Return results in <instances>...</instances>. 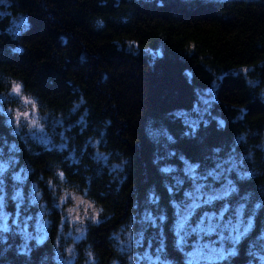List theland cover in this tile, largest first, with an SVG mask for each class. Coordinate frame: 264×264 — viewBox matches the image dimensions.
I'll list each match as a JSON object with an SVG mask.
<instances>
[{"label":"trees","instance_id":"trees-1","mask_svg":"<svg viewBox=\"0 0 264 264\" xmlns=\"http://www.w3.org/2000/svg\"><path fill=\"white\" fill-rule=\"evenodd\" d=\"M14 83L55 117L47 128L57 144L46 145L24 138L0 110V138L15 146L4 154L12 170H25L20 205L35 206V186L51 223L32 244L0 228V264H63L57 250L71 239L60 227L59 196L68 191L100 208L75 242L74 264H145V253L150 264H189L165 187L173 181L160 171L182 169L181 156L201 171L240 155L250 172L234 173L231 202L246 196L249 211L260 204L251 237L264 234V0H0V92ZM215 84L210 107L196 114L201 92ZM152 191L158 204L148 205ZM146 209L164 219L148 225ZM216 264H264V249L242 240Z\"/></svg>","mask_w":264,"mask_h":264},{"label":"snow or ice","instance_id":"snow-or-ice-1","mask_svg":"<svg viewBox=\"0 0 264 264\" xmlns=\"http://www.w3.org/2000/svg\"><path fill=\"white\" fill-rule=\"evenodd\" d=\"M251 83V82H250ZM21 91L20 86L16 85L13 88V92L19 94ZM207 107L208 101L203 102ZM30 115L28 112H21L14 120L10 119V123H20L21 117L27 118ZM185 123L190 127L197 125L196 120H185ZM222 123V122H221ZM31 127L37 128L40 131L43 129L40 127L36 120L30 122ZM18 134V133H17ZM171 140V137H168ZM6 151H15V146H11L10 149L5 148V142L0 138V160L4 159V153ZM175 153H168V157H174ZM180 159L184 162L182 169H177L171 165L165 166L160 169L163 174L170 176L173 181L171 184H166V190L170 194V198L176 210V225L175 231L177 236V247L183 249L188 243V238L191 236L194 239L202 240L204 238L218 237V241H212V243H220L219 249L211 247L209 244L196 243L194 247L196 251L190 254L189 264H195L200 259H206L202 256V251L210 249L212 253L216 254V257L220 260H227L230 256L235 254V248L225 251L223 244L225 241H230L233 246L239 245L242 240L251 238L254 246L264 249V234L257 233L256 237H251V233L255 231L254 214L255 211L261 209L260 204H256L252 211L247 210L246 204L248 203V197L241 196L233 205L231 202L238 194V189L231 179L228 178V173L235 170L236 164L231 158L227 161L217 160L214 168L205 169L203 172L199 171V164L189 163L183 156ZM10 164H14V159H9ZM119 167V166H117ZM8 168V164H0V221L6 217L3 215V193H4V179L5 172ZM182 173V175L178 174ZM57 176L60 180L65 177L64 172H58ZM17 181V187L22 184V177L13 175L12 177ZM189 184V188H184L185 184ZM217 184L220 186L217 187ZM183 191V199L177 203L175 201V194ZM39 193L33 187L31 203H37V197ZM67 195L61 198V204ZM17 202V205L22 204L24 197L20 191H16L12 197ZM158 196L154 191L146 197V203L148 205L158 204ZM83 202V201H81ZM217 204L220 205L217 210ZM59 207V205H57ZM42 207V206H41ZM72 211V209H69ZM19 215V211L17 212ZM99 213H97V216ZM41 222L44 221L46 211H41ZM27 219L25 218L22 223L26 225ZM77 219L79 217L77 216ZM163 220V216L154 217L147 209L144 213V221L148 225L155 224L156 220ZM3 231H9L7 225L4 226ZM20 231H24L23 228ZM142 235V234H141ZM25 238L33 239L31 235L25 233ZM131 239V236L129 237ZM42 240V237L38 239V243ZM123 243V242H122ZM139 243V241H137ZM27 247V245H25ZM71 255V249L68 250ZM157 260L164 255V245L161 240L160 246L157 247L154 253ZM145 264H150L152 256L145 253L143 255ZM160 264H167L166 261H160Z\"/></svg>","mask_w":264,"mask_h":264},{"label":"rangeland","instance_id":"rangeland-1","mask_svg":"<svg viewBox=\"0 0 264 264\" xmlns=\"http://www.w3.org/2000/svg\"><path fill=\"white\" fill-rule=\"evenodd\" d=\"M19 85L20 86V93L17 94L13 92V88ZM216 84L207 88L200 94V104H198L195 108L196 114L199 112L202 113V111L206 108L208 109L216 97ZM264 96V91H263ZM204 101H208L207 107L203 103ZM0 110H2L8 119L14 120V118L19 115L21 112H28L30 115L25 118L21 117L20 123H11L15 129V131H18L21 133V135L26 139H34L37 141H40L46 145H54L57 144L53 140V134L51 130L47 128L49 122H51V119H54L55 117H50L48 112H44L37 101V99L32 96L31 94L25 92L23 90V86L20 83H14L13 86L5 91L0 92ZM196 114L190 118V120H195ZM32 120H36L40 127L43 129V131H40L37 128H33L30 125V122ZM50 131L53 133L51 134ZM10 154V153H9ZM9 154H4V159L0 160V164H8V168L6 169L5 175L7 174V171H10L12 176L18 175L22 177V180H25V170L20 167L19 169H11V164L9 163V159H12L11 157H8ZM231 158L236 164L235 170L228 173V178L233 181L235 184V177L234 173H238L240 175H244L249 173V169L246 168V166L242 165L240 162V155L234 152L227 153L224 155L221 159L222 161H227ZM192 164H198L196 162L188 161ZM216 164V162H215ZM215 164L213 166L207 167L205 169L214 168ZM13 166V165H12ZM204 169V170H205ZM204 170H201L203 172ZM13 179V178H12ZM12 183L13 190L9 192L8 185H7V179H4V193H3V215L6 217L4 220L0 221V228H4L5 225H7L9 230H16L18 233H20L23 236V239L25 241V244H32L34 241L36 242L38 239L42 237V240H44L48 234L49 230L48 227L51 223L50 218V207L47 205L45 201L42 200L41 192L39 190L38 197H37V203H35V206L25 207L22 205H17L14 209L9 208V204L6 200V195H9V193L14 195L16 191H20L24 197L22 187H17V181L12 180L10 181ZM220 185L217 184V187ZM35 187V186H33ZM190 187V186H189ZM188 187V188H189ZM67 195V199L63 201L61 204V198ZM32 200V192L30 194V198L28 201ZM83 201V202H81ZM180 201H177L179 203ZM59 203L60 208L62 211L61 214V230L65 233V238L69 237L71 240L64 242L62 246L58 247V257L62 261L63 264H74L76 260V247L75 242L82 238L87 231L88 224L92 220H97L98 216L97 213L100 212V208L96 203L89 197H87L85 194L76 192V191H68V193L65 192L62 193L59 196ZM23 204V203H22ZM235 205V204H233ZM42 206V207H41ZM62 206V207H61ZM32 207V208H31ZM35 207V208H33ZM220 205L217 204L216 208L219 209ZM69 209H72V211H69ZM19 211V215H17V212ZM41 211H46V216L43 218L46 223L41 222ZM77 216L79 219H77ZM25 218L27 219L26 225L22 223V221ZM254 219V217H253ZM23 228L24 231H20V229ZM25 233L31 235L34 237L33 239H27L25 238ZM41 240V241H42ZM219 238L213 236L212 238H204L202 240L194 239L193 237L188 238V243L185 245V253L187 260L189 262L190 254L196 251V248L194 245L196 243L201 244H209L211 247L219 249L221 247L220 243H212V241H218ZM34 242V243H35ZM237 248V245L233 246L230 241H225L223 244V248L225 251L231 250L232 248ZM69 249H71V255L69 254ZM202 256L207 257L206 259H200L199 261L195 262V264H216L218 261H222L216 257V254L212 253L210 249H205L202 251ZM83 264H94V258L91 257L90 260Z\"/></svg>","mask_w":264,"mask_h":264},{"label":"bare ground","instance_id":"bare-ground-1","mask_svg":"<svg viewBox=\"0 0 264 264\" xmlns=\"http://www.w3.org/2000/svg\"><path fill=\"white\" fill-rule=\"evenodd\" d=\"M50 207V206H49ZM50 209H51V207H50Z\"/></svg>","mask_w":264,"mask_h":264}]
</instances>
